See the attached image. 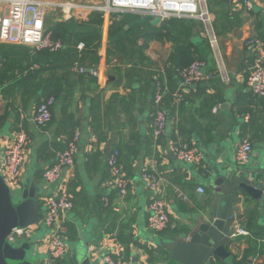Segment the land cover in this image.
I'll list each match as a JSON object with an SVG mask.
<instances>
[{"label":"crops","instance_id":"0c3cea01","mask_svg":"<svg viewBox=\"0 0 264 264\" xmlns=\"http://www.w3.org/2000/svg\"><path fill=\"white\" fill-rule=\"evenodd\" d=\"M33 1L81 6L105 2ZM211 1L214 6L209 13L218 41L216 48L207 46L203 31L189 41L213 76L192 86L179 104L171 98L179 85L174 72L179 57L175 35L149 41L142 51L146 59L142 63L133 58L125 44L133 41L132 34L123 36L125 51L109 41L113 21L133 15L151 22L146 15L102 18L93 12L50 9L44 22L46 30H60L70 40L60 39L61 51L50 54L0 43V164L3 148L14 135L22 130L27 137L26 161L14 189L18 191L15 203L21 201L24 186L30 181L29 192L37 197L43 213V201L58 196L59 191L57 185L42 179V172L54 163L56 154L74 133L79 134L73 177L68 184L73 209L60 213L66 227L68 254L56 264H77L79 253L90 264H98L105 254L124 264H163L169 254L162 243L189 239L199 215L217 197L209 190L211 173L236 168L253 170L259 186H264V97L254 96L246 86L255 58L262 57L264 62V6L249 0L252 8L248 10L229 0ZM6 12L0 4V19ZM135 23H128L124 30L129 31ZM162 24L150 25L154 29ZM196 30L199 31L197 26ZM75 38L86 40L80 41L85 45L83 51L94 53V59L88 57L84 65L96 69L97 76L78 72L75 60L80 42L70 44ZM247 39L259 40L260 48H247ZM143 43L144 38L139 36L137 47ZM220 71H224L226 79ZM158 77L167 86L163 107L168 133L154 139L151 81ZM47 97L55 100L51 122L38 128L32 119ZM243 140L251 144L252 151L245 164H238L234 153ZM174 143L188 144L200 157L199 165L178 161L172 152ZM115 150L128 181L123 197L109 184L106 161ZM145 171L156 173L160 179L159 195L169 217L167 228L160 233L150 232L146 224L153 195L140 178ZM199 188L203 193L198 192ZM103 198L107 205L101 201ZM231 209V240L224 247L230 260L215 258L212 264H264V250H260L264 248V194L254 198L239 193ZM236 227L248 236L233 237ZM47 235L46 228L39 227L16 245L28 242L29 258L37 264H48Z\"/></svg>","mask_w":264,"mask_h":264},{"label":"built area","instance_id":"2783aa9c","mask_svg":"<svg viewBox=\"0 0 264 264\" xmlns=\"http://www.w3.org/2000/svg\"><path fill=\"white\" fill-rule=\"evenodd\" d=\"M229 1L237 7L242 6L248 10L252 8L249 0ZM257 1L262 2L264 6V0ZM207 2L208 0H105L102 5L81 6L72 3L36 2L33 0H0V4L7 9L6 14L0 19V43L24 46L38 52L58 53L63 49V43L60 40L53 39L52 33L46 30L44 24L47 11L52 9L93 12L100 14L102 18H111L114 15L119 17L125 14H139L146 15L152 20L159 18L161 22L170 19L192 20L201 24L203 33L210 38V46L216 48L217 41L213 32ZM245 45L247 48L256 50L260 48L261 43L257 39H247ZM84 47L85 45L82 42L77 45L76 49L79 55ZM77 70L79 73L88 71L92 76L98 75L97 70L94 68H84L78 65ZM174 72L179 81L178 89L171 94L172 101L175 104L183 101L185 92L192 86L208 81L213 76L207 70L206 62L202 60H195L186 67L175 69ZM220 76L226 79L224 71H220ZM246 86L254 96L264 97V62L262 57H256L250 67ZM166 93V84L159 79H155L152 97L154 105L152 135L154 139L166 137L168 133L167 115L163 107V97ZM54 103V97H47L38 105L32 119L36 127L42 128L51 122V109ZM78 140L79 134L76 132L67 142L65 148L56 154L54 163L42 172V179L47 184L57 185L58 196L49 197L43 201V213L40 220L25 229H13L6 238L8 244L16 245L21 238L27 237L35 229L39 227L46 228L48 231L46 239L48 264H56L68 254V246L65 241L66 227L60 219V213L73 209V202L68 194V184L73 177ZM26 143V134L20 130L14 135L11 143L6 145L2 151L0 176L11 190L18 187L19 176L26 161ZM251 151V144L247 140H243L235 149V161L238 164H245ZM172 152L178 161L195 166L200 163V157L186 143H174ZM106 165L110 177V187L117 190L119 196H125L128 181L120 170L117 150L109 155ZM140 178L147 184L153 195L146 218L147 228L152 233H160L169 224L165 202L159 195L160 179L156 173L149 171L143 172ZM198 192L203 193V190L199 188ZM101 201L104 205H107L106 198ZM232 236H248V233L236 227ZM88 250L90 251V249ZM98 264L124 263L111 254H105Z\"/></svg>","mask_w":264,"mask_h":264},{"label":"water","instance_id":"95a60500","mask_svg":"<svg viewBox=\"0 0 264 264\" xmlns=\"http://www.w3.org/2000/svg\"><path fill=\"white\" fill-rule=\"evenodd\" d=\"M160 23L159 18L150 22L153 27ZM197 28L200 29V26L197 25ZM252 171L236 168L211 173L208 186L217 197L199 215L189 239L162 243L163 249L169 254L163 264H212L215 258L226 262L230 260L224 247L231 240L230 230L234 216L231 206L234 200L238 199L239 193L254 198L264 194V186H259ZM29 188L30 181H27L21 201L14 204L8 187L0 176V264H37L34 259L29 258L31 245L28 242L21 245L6 242L13 229H25L42 217L40 202L32 191L29 192ZM76 262L90 264L83 253L77 255Z\"/></svg>","mask_w":264,"mask_h":264},{"label":"trees","instance_id":"16d2710c","mask_svg":"<svg viewBox=\"0 0 264 264\" xmlns=\"http://www.w3.org/2000/svg\"><path fill=\"white\" fill-rule=\"evenodd\" d=\"M136 22L135 27H131L129 31L124 30L125 25H129L128 23ZM72 25V24H71ZM71 25H69L71 27ZM199 25L200 29L199 31L196 30V26ZM150 29L149 32L146 34H142L143 31ZM203 29L201 25L198 22L192 21V20H183V19H170L163 22L161 26L158 28H152L150 25L149 19H145L138 16H129L125 15L122 17L121 21H113L111 23L110 29H109V41L110 43L115 44V46L122 51H125L126 47L130 49L132 52L133 58L142 59L145 60V58L142 56V51L144 48L147 47V43L151 40H162L163 36H166V38H169L173 35H175V42L178 43V47L176 49L178 54V59L176 60L175 69L183 68L188 66L190 63H192L195 60H202L200 56L195 52L194 43L189 41L190 38L194 35L202 32ZM52 33L53 39L62 40L64 42H70L68 40L67 33L65 36H63L64 33H60V30H55ZM126 34H132L134 39L133 41H128L125 43V40L123 39V36ZM139 36H142L144 38V43L137 47V38ZM200 39V37H199ZM86 42V40H81L80 38H75L72 43L73 45H76L78 42ZM124 43L127 45L125 46ZM94 53L93 52H85L82 51L79 54L76 55V60L79 66L84 68H91L92 66L84 65V61L87 60L88 57H90V60H93ZM74 61V62H75ZM142 61H140L142 63ZM174 69V70H175ZM157 79V78H155ZM155 79H152L151 84L153 86V83ZM159 80H161L158 77ZM162 81V80H161ZM264 247V245H262ZM260 250H264V248H260Z\"/></svg>","mask_w":264,"mask_h":264},{"label":"rangeland","instance_id":"374dc122","mask_svg":"<svg viewBox=\"0 0 264 264\" xmlns=\"http://www.w3.org/2000/svg\"><path fill=\"white\" fill-rule=\"evenodd\" d=\"M213 4L214 3L211 0H208L207 7H208L209 12L213 10V6H214ZM202 39L205 41V43L207 44V46L210 45V40H209L210 38L208 37V35L204 34V37ZM216 41H217V39H216ZM136 60L139 61V62L142 61V59H137V58H136ZM8 190H9V193L11 195V199H12L13 203L16 204L15 203L16 202L15 200L17 199L18 191L11 190L9 188H8ZM18 243H19V241H18ZM79 251L81 252V248L79 249Z\"/></svg>","mask_w":264,"mask_h":264}]
</instances>
